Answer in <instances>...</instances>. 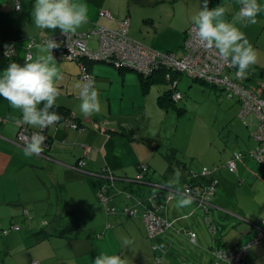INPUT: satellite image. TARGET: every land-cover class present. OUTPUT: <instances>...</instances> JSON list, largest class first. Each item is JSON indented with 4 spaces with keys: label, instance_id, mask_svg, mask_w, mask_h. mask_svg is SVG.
Instances as JSON below:
<instances>
[{
    "label": "crops",
    "instance_id": "1",
    "mask_svg": "<svg viewBox=\"0 0 264 264\" xmlns=\"http://www.w3.org/2000/svg\"><path fill=\"white\" fill-rule=\"evenodd\" d=\"M19 2L22 6L21 11L16 10L13 0H0V44L11 43L17 47L12 57L0 55V74L12 62L21 65L26 63L27 45L30 39H35L39 45L42 40L57 37L62 33L59 28L56 30L36 28L32 18L35 0H19ZM77 2L88 6V22L77 32H92L99 27L117 31L122 21L129 20L130 39L157 52L175 53L179 57L183 55L182 47L186 32L193 26L192 17L202 9L203 5V0H77ZM258 3L264 7V0H258ZM217 6H224L228 10L226 19L229 21L240 8L238 0H209V9ZM102 12L110 13L112 17L102 16ZM256 19L255 24L237 26L245 33L246 38L258 53V62L252 66L253 72L249 74L253 76L246 75L243 80L250 82L248 87L253 90L264 92L262 87L264 83L261 88H257L263 79L261 72H264L260 71V69L264 70V12L259 13ZM92 40L97 45H91ZM37 45L30 50L31 53L35 50V53H32L33 60L37 55H46V53H39ZM89 45L92 48L98 47V34L93 35ZM57 55L54 57L64 77L58 85L60 95L57 98V104L61 109L70 112L71 119L78 123L79 128L71 127L67 120L47 128L48 149H44L40 156L26 157L24 155V146L17 141L21 113L12 109L9 102L0 96V264H34V262H37L36 264H94L95 258L102 253L119 255L127 261V264H205L207 260L205 256L208 254L201 250H204L202 246L206 236L203 233L200 218L197 216L201 215L204 219L206 210L199 205L198 198L195 197L190 206L178 207L180 196L173 193H183L188 184L197 183V181L210 184L212 179L200 175L191 176L192 172L199 173L203 167L191 169L179 165L176 169L173 165H167L166 171L168 168H171L173 172L176 170L179 178L175 187L169 189L167 184L172 180L173 173L169 180L166 177L160 179L157 176L158 173L150 170L149 167L145 169L140 166L138 173L131 170L130 167L134 161L126 152L128 146L119 143L118 137H126L120 135V130L116 131L112 127L111 133H108L103 128L107 121L100 122L98 126L96 123L94 129L89 130L75 115L79 111L80 103L79 90L75 85L82 81L86 74L91 75L92 80L94 77L97 78L94 83L99 97L102 96L101 105L102 107L106 105L110 111L112 99L118 97L116 86H114L117 83L115 81H122L123 84L118 90L122 92L121 97L124 98L125 82L123 81L129 76L128 73L115 70L113 69L115 67L104 62H92L87 66V60L78 62ZM84 64L87 67L84 68ZM116 71L119 74L115 73ZM182 75H173L168 80L167 77L164 79L160 72H156L148 77L153 76L154 80L166 86V90L160 93V97L172 89L174 83H176L174 92H180L178 82L182 80ZM98 77L110 81L98 79ZM106 97L108 103L105 100ZM170 107L176 108L173 104ZM22 126L35 131L41 130L29 125ZM119 128L124 133L130 129L126 123L119 124ZM79 162H83L84 166L80 167ZM238 170L236 173L221 170L219 187L223 178H230L226 177L228 175L234 177L236 181L234 184L238 182L242 185L243 175H240ZM38 171H41L43 175L41 176ZM141 174L144 178L138 183V178L134 177H139ZM36 179H39L41 186H37ZM250 180L251 178L248 182ZM108 183L110 184L107 194L109 200L104 202L99 198V193L102 185H108ZM117 183H120L121 187H126V184L131 187L134 184L136 188L139 187L137 191L151 194L147 195V198L156 196L157 202L160 203L161 200V203L166 205L163 210L159 208V212L171 221L174 227L160 238H151L149 229L142 218L146 208L138 207L141 211L140 216L138 214L132 217L123 213V206L119 205V202L113 201V204H110L114 200L112 189L118 188ZM43 185L46 197L42 193ZM219 187L211 215L214 224L209 227L206 223L210 233L218 237L215 238V245L210 250L213 258L208 264H215L214 253L218 249L232 250L241 245L251 244L258 235L257 226L264 228V220L263 222L253 221L243 207L235 204L230 207L226 204L228 197L226 194H218ZM47 188L50 189L49 192ZM134 191H136L135 187H131L129 193L136 196ZM171 194L173 198L168 200ZM61 198L62 203L74 211L83 232L78 236H75V233L72 235L40 234L43 229L48 233L59 232L52 229L57 212L50 214L53 217L52 225L51 221L46 222L47 225L45 224L43 228L35 224L37 208L52 207V203L55 202L59 209ZM176 199H178L177 202L173 203ZM232 199L229 198V201H233ZM145 200L147 199H143ZM83 201H86L84 205ZM81 208L90 210L93 216L85 218ZM216 217L220 219L219 222H215ZM230 217L233 220H230ZM185 219L189 221L184 222L185 229H182L181 233L188 239V231L196 233V244L190 239L189 242L199 247L198 251L194 249V252L188 254L184 252L187 251L185 249H174V238L171 234L174 232L175 224ZM232 230L233 233L227 235ZM124 237L133 241L128 247L122 243ZM159 244L165 246L163 250L156 249L155 246ZM247 263L264 264V240L251 244Z\"/></svg>",
    "mask_w": 264,
    "mask_h": 264
},
{
    "label": "rangeland",
    "instance_id": "2",
    "mask_svg": "<svg viewBox=\"0 0 264 264\" xmlns=\"http://www.w3.org/2000/svg\"><path fill=\"white\" fill-rule=\"evenodd\" d=\"M90 43L91 45H97L93 40ZM32 53L34 54L35 50H32ZM113 69L118 70L117 68ZM125 71L129 75L123 81L125 82V97L122 98V92L118 90L123 84L122 81L116 80L115 82L117 83L114 86H116L115 89L118 92V97L112 99L110 111L104 105L100 114H94L87 118L82 115L80 110L76 112L75 115L79 117L85 127L92 130L96 126V123L98 126L101 124L100 122L107 121L103 128L108 133H111L112 127L116 131L120 130V135H125L126 137H118L119 143L120 145L128 146L126 152L134 161V164L130 167L131 170L138 173L140 166L149 167L150 170H155L158 173L157 176L160 179L163 177L169 179L172 173V179L177 177L178 173L176 170L173 172L171 168H168L166 171L167 165H173L176 169H178L177 166L179 165L191 169L212 167L213 165L226 163L235 150L243 151L246 157L240 162L238 170V173L243 175V184L239 185L238 182L234 184L236 182L234 177L228 175L226 177H230L229 179L223 178L221 180L218 194L227 195L228 199L225 202L230 207L232 204L243 207L253 221L263 222L264 161L260 164L251 158H247V153L256 146L252 138L253 129L249 126H251V120L254 123H257V120L248 117V126L240 115L241 105L237 100L228 99L223 91L195 81L186 75H182V80L178 82V90L182 93L183 100L182 97H177L176 94L178 92L176 91L172 95V104L176 108H167L159 99L160 93L166 90L165 85L157 82L143 86L141 82H144L146 77H143L135 70L124 69L123 72ZM115 73L119 74L117 71ZM99 78L102 80L106 79L103 77ZM96 79L94 77L93 81L95 82ZM243 83L246 86L250 85V82L243 81ZM100 94L102 93L100 92ZM100 99H102L101 95ZM105 100L108 103L107 97ZM122 123H126V126L130 128L127 132L130 137L119 128V124ZM112 134L114 133L112 132ZM103 135L110 136L109 134ZM115 139L117 140V136H115ZM38 173L41 176L43 175L41 171H38ZM134 178H138V176ZM250 178L251 180L248 182ZM36 184L37 186H41L39 179H36ZM117 184L118 188L112 189L114 200L110 204H113V201H115L116 203L119 202V205L122 206H133L143 201V199H147V195H151L149 192L137 191L139 187L136 188V185L133 184L131 187H135L136 191L134 192L136 196H133L129 200L127 197L130 194L131 187L127 184L126 187L119 186L120 183ZM49 191L50 189L47 188V192ZM42 193L44 197L47 196L44 185ZM229 198H233V201H229ZM177 200L173 203H176ZM85 202L83 201L82 204L84 205ZM52 205V207L37 208L35 224L39 227L44 228L46 222L50 221L52 225L53 217L50 214L58 212L57 204L53 202ZM63 209L65 210L64 213H66V209L64 207ZM81 213L86 216L85 218L93 216L90 210L82 209ZM197 217L200 218V224L206 236L204 246H202L204 250H200L204 253L207 252L208 256H205L207 259L205 264H208L211 258H213L210 250L215 245V238L217 239L218 237L210 233L204 221L205 218L203 219L201 215ZM218 217L214 218L215 222L220 221ZM230 218V220H233L232 217ZM187 220L185 219L175 224L176 227L171 234L174 238V249H185L187 251L184 252L188 254L194 252V249L198 251L199 247L191 244L189 239L181 233V230L185 229L184 222ZM229 230L231 229L229 228ZM230 233H233V230L227 235ZM34 252L36 251L34 250Z\"/></svg>",
    "mask_w": 264,
    "mask_h": 264
},
{
    "label": "clouds",
    "instance_id": "3",
    "mask_svg": "<svg viewBox=\"0 0 264 264\" xmlns=\"http://www.w3.org/2000/svg\"><path fill=\"white\" fill-rule=\"evenodd\" d=\"M208 3L209 0H203L202 9L192 17V32L196 42L206 50H215L223 62L238 69L236 77L243 78L250 74L249 69L258 62V53L237 25L255 24L258 14L264 12V7L258 0H238L239 11L229 21L226 19L228 10L224 6L209 9ZM13 4L17 11L22 10L19 0H13ZM32 18L36 28H59L70 41L78 29L88 22V6L77 0H35ZM60 46V43L50 38L37 45L39 53L46 55H37L35 60L28 56L24 65L12 62L0 74V96L9 102L12 109L21 113L19 123L22 125L46 129L62 119L52 110L59 107L58 85L64 78L52 54V50ZM5 49L4 55L8 56L7 45ZM75 87L79 90V110L82 115L87 118L100 114L102 105L94 81L85 77L77 82ZM44 143L45 137L39 132H34L24 144V155L40 156L44 152ZM178 179L177 175L170 180L168 188L173 189ZM176 194L180 196L178 207H188L194 202V197L187 192L173 193ZM132 242L127 237L122 240L125 247ZM155 247L157 250H163L165 246L159 244ZM94 264H127V261L119 255L102 253L95 258Z\"/></svg>",
    "mask_w": 264,
    "mask_h": 264
},
{
    "label": "built area",
    "instance_id": "4",
    "mask_svg": "<svg viewBox=\"0 0 264 264\" xmlns=\"http://www.w3.org/2000/svg\"><path fill=\"white\" fill-rule=\"evenodd\" d=\"M101 15L110 18L112 17L110 13L105 12H102ZM192 27H190L186 33L185 43L182 47L183 55L180 57L175 53L157 52L130 39L128 35L129 20L122 21L120 28L117 31L99 27L97 30L92 32H77L71 37L70 41L65 34L61 33L59 36L51 38L61 45L59 48L53 49L52 54L55 53L62 58H66L68 60H77L78 62H82L83 60H87L88 62H104L114 66L117 69H130L138 71L141 75L146 77L167 67L168 69H171V72L180 71L187 74L191 78L204 81L209 85L213 84L217 87L225 88L226 91L230 93L234 92L244 101L241 116L243 118L253 116L260 123L255 135L261 142V148L256 150L254 153L256 155L259 153V156L262 157L264 154L263 90H260L259 95L254 93L255 91L247 90L234 82L232 79L233 77L230 75V73L233 71V67L223 62L218 57L215 50H206L201 47L196 42L194 33L192 32ZM94 34L99 35V45L97 48H92L89 45V41ZM46 40L48 39L42 40L41 43ZM5 45L8 46L9 51V55L6 57H12L16 53L17 47L11 43L0 44V55L5 56ZM36 45L37 43L35 39H30L28 41L27 57L32 56L33 58L30 50ZM83 67L85 68V66ZM86 73L87 72H85V74ZM170 75H166L168 80L171 78ZM85 77H88L92 80L91 75L86 74ZM172 89H176V83H174ZM176 95L177 97H182L180 92H178ZM1 120L3 119L1 118ZM68 123L73 128H79L78 123L73 119L69 120ZM254 124L255 123L251 120V125ZM19 125L20 131L17 138L19 144L24 146L25 142L34 132H39L45 137L44 149H48L47 141L49 138L46 132L47 128L35 131L24 128L21 124ZM256 155H254V157H256ZM79 164L80 167L84 166L83 162H79ZM226 167L230 172H236L237 159L230 161ZM192 173V177H197L199 175L204 177L211 176L212 179V176L217 173V169H214L213 171L207 167H204L200 173ZM143 178L144 176L141 174L138 177V183L142 182ZM218 184V179H213V181L207 185L188 184L184 192H187L193 197L198 198L199 205L202 208L204 207L206 213H208V211L214 207L211 202L215 196ZM132 197L133 196L131 194H128L129 200ZM99 198L102 199V201L107 202L109 200L107 191H101L99 193ZM172 198L173 195L171 194L168 197V200H171ZM156 200H158V198L156 196H152L151 198H147L145 201H140L138 204L127 207L123 210V213L126 216L136 217L139 212L141 213L138 207H141L142 209L146 208L145 212L142 214V218L149 229V235L151 238H158L174 227V224L163 217L161 212H159L160 209L163 210L166 205L164 206L160 199V203ZM111 211L115 212L114 210ZM207 221H209L208 218ZM257 229L258 235L251 242V244H257L264 240V228L262 226H257ZM188 234L191 238V241L195 243L196 234L192 232H188ZM251 244L242 245L236 251L218 249L214 253L216 264H229V262L230 264H248L247 258ZM36 263L37 262L34 264Z\"/></svg>",
    "mask_w": 264,
    "mask_h": 264
},
{
    "label": "trees",
    "instance_id": "5",
    "mask_svg": "<svg viewBox=\"0 0 264 264\" xmlns=\"http://www.w3.org/2000/svg\"><path fill=\"white\" fill-rule=\"evenodd\" d=\"M188 31V30H187ZM187 33V32H186ZM166 53V52H165ZM167 53H169V52H167ZM53 55H57V54H53ZM57 56H59V55H57ZM61 57V56H60ZM90 64H92V62H87V66H89ZM85 65V64H84ZM86 65H85V67H87ZM114 67V66H113ZM119 71H122V70H124V69H118ZM169 70V71H168ZM237 68H235V67H233V71H232V73H230V75H231V77H233L232 79H233V81L234 82H236L238 85H240L241 87H243V88H245V89H247V90H251V91H255L254 93H256V94H259L260 95V91H258L257 89L256 90H253L252 88H250V87H248V86H246V85H244V83H243V78H237L236 77V72H237ZM260 71H264L263 69H260ZM158 72H160V75L161 76H163L164 77V79L166 78V75H168V74H173V75H179V74H183L182 72H180V71H173V72H171V69H168L167 67H165V69H163V70H160V71H158ZM250 72H253V69H252V67L249 69V73ZM256 72V71H255ZM155 74V73H154ZM256 74V73H255ZM257 74H258V72H257ZM256 74V75H257ZM261 77H263V79H262V81L258 84V86H257V88L259 89V88H261V86L263 85V83H264V72H261ZM173 75H171V76H173ZM184 75V74H183ZM143 76V75H142ZM186 76H188V75H186ZM248 76H250L249 74H248ZM253 76V75H252ZM252 76H250V77H252ZM189 77V76H188ZM195 81H199V82H202V83H204V84H207V83H205L204 81H201V80H198V79H195V78H193ZM157 81L156 80H154V77L153 76H151V77H146V80L143 82V85L145 86V85H148V84H152V83H156ZM207 85H209V84H207ZM209 86H211V87H213L214 89H218V90H221V91H223L225 94H226V96H227V98L228 99H235V100H237V102L241 105V111H242V109H243V106H244V101L236 94V93H234V92H228V91H226V89L225 88H222V87H217L216 85H209ZM264 86V85H263ZM262 86V87H263ZM172 88V87H171ZM264 88V87H263ZM174 94V89H170L169 91H167V92H165L162 96H160L159 97V99H160V102H162L163 103V105L165 106V107H167V108H170V105H172V103H173V101H172V95ZM182 94V93H181ZM263 94H264V92H263ZM264 96V95H263ZM182 99H183V97H182ZM169 103H170V105H169ZM53 111H56L61 117H62V119L58 122V123H60L61 121H69V120H71V114H70V112H68V111H66L65 109H61V107H56V108H54V109H52ZM241 111H240V115H241ZM242 117V116H241ZM248 117H252V118H254L253 116H248ZM247 117V118H248ZM2 118V117H1ZM247 118H243L242 117V119L243 120H245V123L249 126V123H248V121H247ZM256 119V118H255ZM259 122L257 121V123H255L254 125H256V126H254V125H251V126H249V127H251L252 129H253V132H252V138L254 139V141H255V143H256V146L253 148V149H251L248 153H247V158H251V159H253V160H255V161H257L258 163H260V164H262L263 163V161H264V154H263V156L262 157H260L259 155V153H257V155L254 153V152H256V150H258V149H260L261 148V142L257 139V137H256V135H255V133H256V131H257V129H258V126H259ZM29 130H32V129H29ZM254 155H256V157H254ZM259 156V157H258ZM245 157H246V154L243 152V151H238V150H235L234 151V153L232 154V157L228 160V161H226V163H224V164H222V165H217V166H213V167H207V168H209V169H211V170H213L214 171V169H217V173L214 175V176H212V181H213V179H218V181H220L219 180V174L221 173V170H227L228 172H230L228 169H227V164L230 162V161H232V160H236L237 159V170H238V164H239V162H241L242 160H244L245 159ZM204 168V167H203ZM202 168V169H203ZM237 170H236V172H237ZM200 172H201V170H200ZM199 172V173H200ZM236 172H234V173H236ZM230 173H232V172H230ZM209 178H211V176H209ZM147 181V180H146ZM190 185H207V184H205V183H199L198 181H197V183H190ZM109 187H110V184L108 183V185H102V187H101V190H100V192L101 191H107V194L109 193ZM218 187H219V184H218ZM218 187H217V190H218ZM140 189H142L141 187H140ZM217 190H216V193H217ZM216 193H215V196H216ZM215 196L213 197V199H212V205H214V198H215ZM59 202H61L60 204V208L58 209V212H57V214L54 216L55 217V219H54V222H53V227H52V229L53 230H55V231H59V232H53V233H48V232H46L44 229L43 230H41V232H40V234H43V233H46V234H51V235H56V234H58V235H63V234H67V235H72L73 233H75L74 235L75 236H78V235H80L82 232H83V230L81 229V226L79 225V223H78V218L76 217V215H75V213H74V211L72 210V209H70L68 206H66L65 205V203H62V198L60 199V201ZM65 205V206H64ZM63 207L66 209V213H64L65 212V210L63 209ZM127 207H130V205H123V208H122V211L125 209V208H127ZM70 209V210H69ZM203 209L205 210V208L203 207ZM212 211H213V208L212 209H210L209 211H208V213H205V221H206V223L208 224V226L210 227H212V225H213V217L211 216L212 215ZM26 214L28 213L27 211L25 212ZM207 218L209 219V221H207ZM189 232V231H188ZM193 233V232H192ZM194 234H196V233H194ZM189 236V235H188ZM160 238V237H159ZM189 239L191 240V238H190V236H189ZM196 239H197V235H196ZM194 243V242H193ZM194 244H196V242L194 243ZM242 246V245H241ZM240 246H238L237 248H234V249H232V250H228V249H222V250H228V251H236L238 248H239ZM35 263V262H34ZM214 263L216 264V262H215V258H214Z\"/></svg>",
    "mask_w": 264,
    "mask_h": 264
},
{
    "label": "bare ground",
    "instance_id": "6",
    "mask_svg": "<svg viewBox=\"0 0 264 264\" xmlns=\"http://www.w3.org/2000/svg\"><path fill=\"white\" fill-rule=\"evenodd\" d=\"M163 70V69H162Z\"/></svg>",
    "mask_w": 264,
    "mask_h": 264
}]
</instances>
